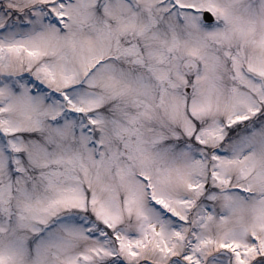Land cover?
I'll list each match as a JSON object with an SVG mask.
<instances>
[{
  "label": "snow or ice",
  "instance_id": "obj_1",
  "mask_svg": "<svg viewBox=\"0 0 264 264\" xmlns=\"http://www.w3.org/2000/svg\"><path fill=\"white\" fill-rule=\"evenodd\" d=\"M0 264H264V0H0Z\"/></svg>",
  "mask_w": 264,
  "mask_h": 264
}]
</instances>
